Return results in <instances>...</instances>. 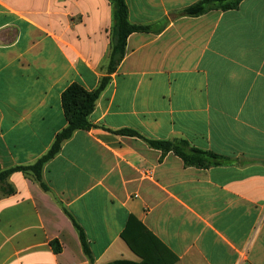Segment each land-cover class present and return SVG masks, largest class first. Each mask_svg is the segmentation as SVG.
<instances>
[{
	"label": "crops",
	"instance_id": "1",
	"mask_svg": "<svg viewBox=\"0 0 264 264\" xmlns=\"http://www.w3.org/2000/svg\"><path fill=\"white\" fill-rule=\"evenodd\" d=\"M197 1L125 0L129 22L152 31L127 37L92 127L44 165L48 191L21 172L9 176L0 264H90L62 208L93 264L141 261L121 238L129 217L166 248L157 264H264V0L171 19ZM110 27L108 0H0L1 170L48 151L66 126L61 93L71 83L92 91L107 76ZM122 129L183 139L228 162L185 166L114 133ZM127 235L139 248L137 224Z\"/></svg>",
	"mask_w": 264,
	"mask_h": 264
},
{
	"label": "trees",
	"instance_id": "2",
	"mask_svg": "<svg viewBox=\"0 0 264 264\" xmlns=\"http://www.w3.org/2000/svg\"><path fill=\"white\" fill-rule=\"evenodd\" d=\"M111 5V27H110V51L106 66L107 76L101 78L98 86L92 91H86L77 83H71L61 93V107L66 120V126L55 135L52 145L48 151L41 156L35 163L26 166H15L5 170L0 169V196H10L15 193L13 186L8 182L9 176L14 172H21L27 178L37 183L39 187L47 192L48 188L42 178L44 165L54 158L60 151L63 143L69 140L73 133L78 130H89L92 124L89 121V116L93 112L95 103L102 91L109 82V76L122 61L125 55L126 39L131 33L136 32H151V26H142L131 24L127 17V6L125 0H108ZM244 0H199L179 11L170 14L171 19L179 17L196 18L207 14L210 11H229L235 10ZM168 23L165 20L163 27ZM162 27V28H163ZM161 29V28H160ZM117 135L142 138L147 145L159 150L162 155L172 153L179 157L185 166L206 169L211 166H218L227 163V159L214 154L210 151H205L191 147L187 141L183 139L173 140H150L143 138L136 131L130 129H122L114 132ZM67 217L71 220L75 227L79 240L81 242L84 255L88 258L89 263L93 264V257L88 248L87 239L82 228L76 222L74 217L65 209L62 208ZM134 222L143 232L139 248L135 246L128 238L127 231L130 224ZM121 238L125 241L128 247L140 257V262H132L127 260H116L107 264H157L160 261L161 250L166 248L157 240L150 232H148L137 220L129 217L126 228L121 234ZM50 246L53 253L60 252V246L56 240L50 241ZM175 261V257L166 260L159 264H171Z\"/></svg>",
	"mask_w": 264,
	"mask_h": 264
}]
</instances>
